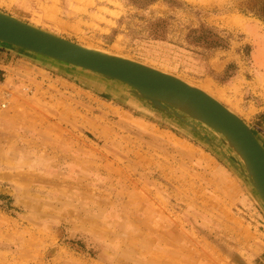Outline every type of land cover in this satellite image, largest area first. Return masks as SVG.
<instances>
[{
	"label": "rangeland",
	"instance_id": "374dc122",
	"mask_svg": "<svg viewBox=\"0 0 264 264\" xmlns=\"http://www.w3.org/2000/svg\"><path fill=\"white\" fill-rule=\"evenodd\" d=\"M0 12L183 80L264 148V0H0ZM129 90L0 44V264H264V210L224 138Z\"/></svg>",
	"mask_w": 264,
	"mask_h": 264
},
{
	"label": "water",
	"instance_id": "95a60500",
	"mask_svg": "<svg viewBox=\"0 0 264 264\" xmlns=\"http://www.w3.org/2000/svg\"><path fill=\"white\" fill-rule=\"evenodd\" d=\"M0 44L66 65L129 92L152 108L173 116L193 132L199 122L221 135L239 158L248 183L264 210V148L252 130L217 100L183 80L144 64L85 48L0 12ZM234 161V160H232Z\"/></svg>",
	"mask_w": 264,
	"mask_h": 264
},
{
	"label": "built area",
	"instance_id": "2783aa9c",
	"mask_svg": "<svg viewBox=\"0 0 264 264\" xmlns=\"http://www.w3.org/2000/svg\"><path fill=\"white\" fill-rule=\"evenodd\" d=\"M8 95H6L5 97H4V99H3V101H2V107H4L5 105H6V103H7V100H8Z\"/></svg>",
	"mask_w": 264,
	"mask_h": 264
},
{
	"label": "crops",
	"instance_id": "0c3cea01",
	"mask_svg": "<svg viewBox=\"0 0 264 264\" xmlns=\"http://www.w3.org/2000/svg\"><path fill=\"white\" fill-rule=\"evenodd\" d=\"M262 113H264V112H262Z\"/></svg>",
	"mask_w": 264,
	"mask_h": 264
}]
</instances>
